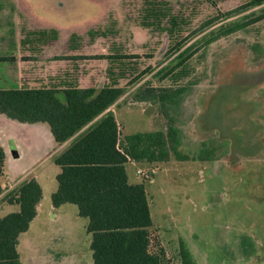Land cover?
<instances>
[{
    "label": "rangeland",
    "instance_id": "374dc122",
    "mask_svg": "<svg viewBox=\"0 0 264 264\" xmlns=\"http://www.w3.org/2000/svg\"><path fill=\"white\" fill-rule=\"evenodd\" d=\"M250 2L0 0V38L9 39L2 59L16 53L30 64L22 73L34 74L16 87L45 85L39 79L51 59L43 47L60 39V78L51 83L58 97L70 85L122 88L115 111L124 136L168 128L157 104L145 103L155 110L149 117L127 108L139 89L182 90L167 108L187 160L169 151L167 162L128 168L148 198L149 253L163 264H180V242L194 264H264V4ZM19 148L18 178L38 173L44 191H53L51 150L44 146L34 161ZM4 170L10 174V164ZM1 204L0 218L19 210ZM64 208L61 221L47 212L22 240L36 246L41 264H92L87 219L75 205Z\"/></svg>",
    "mask_w": 264,
    "mask_h": 264
},
{
    "label": "trees",
    "instance_id": "16d2710c",
    "mask_svg": "<svg viewBox=\"0 0 264 264\" xmlns=\"http://www.w3.org/2000/svg\"><path fill=\"white\" fill-rule=\"evenodd\" d=\"M262 4L264 0L250 2L251 6ZM61 93L64 100L51 88L0 90L1 115L23 124L45 123L56 144L68 142L53 158L61 169L56 177L57 191L51 195L53 207L75 205L78 216L87 219L92 264H163L161 254L149 253L152 220L144 185L129 184L124 165L167 162L169 151L179 160H187L177 150L179 133L167 108L182 90L139 89L132 102L157 104L168 128L166 133L128 136L121 135L113 113L108 111L124 94L122 88L97 90L70 85ZM4 160L0 146V179ZM3 192L0 184V196ZM41 199L42 190L33 178L3 195V202L17 205L19 210L0 218V264H21L18 237L28 230ZM179 258L180 264H194L182 242Z\"/></svg>",
    "mask_w": 264,
    "mask_h": 264
},
{
    "label": "crops",
    "instance_id": "0c3cea01",
    "mask_svg": "<svg viewBox=\"0 0 264 264\" xmlns=\"http://www.w3.org/2000/svg\"><path fill=\"white\" fill-rule=\"evenodd\" d=\"M53 29L60 32L59 28L56 26H54ZM13 41H14V47L17 48V45L15 46V43L17 44L18 41L15 38ZM7 42H9L8 38H0V58L8 57V56H6L7 47L5 44ZM60 42H61V40L57 39V40H54L50 44L43 47L44 48L43 53L45 54L44 59L45 60L51 59V62L46 63V67L44 68V72L42 73V76L39 79L40 81L45 82V85H43L42 88H46V89L53 88L52 87L53 84H51V83H55V82L59 81L60 77L56 75L57 72H55V68H57L59 66V63H60L58 60V57H59V53H58L59 47L58 46H59ZM12 57H13V61H11V59L10 60L5 59L6 61H0V90L23 89L22 87H16L15 82H20L22 80L31 81L32 79H34V76H33L34 74H31L30 72L22 73V69H24V68L21 65L26 66L29 63L20 60V58H18L16 53L13 54ZM26 70H29V68H26ZM13 85L15 87H13ZM27 89H37V88H27ZM55 89L58 90L61 88L56 87ZM126 105H127V108H129V109L135 108L136 110H138L141 113H143L147 108L145 103H141V102H131V103H126ZM117 106H119L118 102H116L112 107H110L108 109V111H111L113 113L116 124L118 125V129H119L121 135L124 136L125 134L123 133L122 127L119 124V122L117 120V116H116L117 113L115 111V108ZM9 141H12L14 143V146H15V149L17 152V156H18L17 158H13L11 153H10V150L8 147ZM39 141H41V142H39ZM67 144H68V142L64 143L63 145L56 144V142L54 141V139L50 133L48 125L45 123L23 124V123H19V122L10 120V119H8L5 116L0 114V146L3 148L4 153H5L4 168H5L6 164H10L11 169L14 171L13 172L12 170H10V174H11L10 175V174L6 173L4 168H3V176L0 179V184H1V187H2L4 192H3L2 196H0V201L3 198V195L7 191L11 190L18 183L24 181V180L19 179L18 178L19 173L17 174L15 172V170L18 167V163L15 160H18L19 158L22 157V152L19 148V145H21L24 148L29 149L30 156H31V158H33L34 161L39 159V157L41 156L40 154L43 153L42 150H43L44 146H46L47 148H49L48 150H51L49 156H52V163L54 164V162H53L54 156L56 154H58L60 151H62L67 146ZM41 145H44V146L42 148H40ZM140 164H145L148 166V168H150V167H152L151 165H154L155 163L148 164L145 162H140V163L127 162L124 165V167H125L127 180H128L129 184H132V185L137 184V183H133L131 181V177H130L131 175H130V172L128 170L129 166L137 167ZM54 166H56V165L54 164ZM56 167L58 170L54 171L55 181H56L57 175L61 172L60 167H58V166H56ZM141 171H143V170L140 168H137L136 169V175L138 176V173ZM37 174L38 173H36L35 175L30 176L29 178L25 179V180H28V179L33 178L38 183V185L40 186V188L42 190V199L40 200V202L36 206L35 218L30 223L28 230L25 233L20 234L18 237V244H17L16 249H17V252L19 249L23 253V256L25 257V264H29L30 258H33L34 264H41L42 261H41V253L38 251V249H36V246L35 245L32 246L30 243L31 241H29V240H22V237H25L29 233V231H30V229L34 223L39 224V225L44 224L45 216H46L47 212L48 213H50L51 211L57 212L56 214L52 215V219H54L53 221H56V220L61 221L66 216V213H67V212H64V210H63V209H65L64 207L66 205H72V204H64V205L59 206L58 208H54L52 205V202H51V195L57 191V188H58L57 181H56V186H53V191H51L50 193H46L44 191L43 186H42V182L40 181V177ZM48 197L50 198V202H48V200H47ZM1 210H2V204L0 205V211ZM77 215H78V212H77ZM87 223H88V221H87ZM88 235H90V234H88ZM90 238H91V235H90ZM90 243H91V240H90ZM58 248H56V249H58ZM46 250H49V249L47 248ZM50 251H51V249L49 250V252ZM36 254H38V255L40 254V256H37ZM18 255H19V259H20L19 252H18ZM46 255H50V254L46 253ZM36 257L38 258L37 261H36ZM76 257L79 258L80 256L78 255ZM20 262H21V260H20ZM21 264H24V263L21 262Z\"/></svg>",
    "mask_w": 264,
    "mask_h": 264
},
{
    "label": "water",
    "instance_id": "95a60500",
    "mask_svg": "<svg viewBox=\"0 0 264 264\" xmlns=\"http://www.w3.org/2000/svg\"><path fill=\"white\" fill-rule=\"evenodd\" d=\"M154 108L152 107H147L146 110L144 111V115L149 117L150 115H152L154 113ZM8 147H9V150H10V153L12 155L13 158H17V152H16V149H15V146H14V143L12 141H9L8 143Z\"/></svg>",
    "mask_w": 264,
    "mask_h": 264
}]
</instances>
